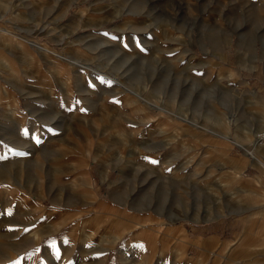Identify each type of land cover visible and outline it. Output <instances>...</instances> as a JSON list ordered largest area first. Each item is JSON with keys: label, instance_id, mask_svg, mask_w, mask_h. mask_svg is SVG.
<instances>
[{"label": "rangeland", "instance_id": "374dc122", "mask_svg": "<svg viewBox=\"0 0 264 264\" xmlns=\"http://www.w3.org/2000/svg\"><path fill=\"white\" fill-rule=\"evenodd\" d=\"M262 127L264 0H0V264H264Z\"/></svg>", "mask_w": 264, "mask_h": 264}, {"label": "crops", "instance_id": "0c3cea01", "mask_svg": "<svg viewBox=\"0 0 264 264\" xmlns=\"http://www.w3.org/2000/svg\"><path fill=\"white\" fill-rule=\"evenodd\" d=\"M250 146H251V148L249 149L250 154L246 153V155H248V157L252 159L253 163L248 162V159L244 158L241 162L239 161L236 164L235 170L230 172L227 179L219 180V181L222 182L224 186L228 188L234 187L238 182H242V183L246 182L248 185H250L253 188V191L255 192V194L251 197L252 201L257 205H261L264 207V177H263L264 166L262 165L261 162V157H264V146L261 147L254 146L253 141ZM248 165L257 167L260 173L256 174L255 176H248L247 178H244L242 172L245 166ZM235 175H236V180L234 178ZM52 224H54V222ZM57 228L58 227L54 225L52 229H57ZM183 238H185V240H189L188 235L186 234H183Z\"/></svg>", "mask_w": 264, "mask_h": 264}, {"label": "bare ground", "instance_id": "6f19581e", "mask_svg": "<svg viewBox=\"0 0 264 264\" xmlns=\"http://www.w3.org/2000/svg\"><path fill=\"white\" fill-rule=\"evenodd\" d=\"M246 140L248 142L251 140V134L250 133H248V135L246 136ZM253 142H254V146H257V147L264 146V141L257 142V140L253 138Z\"/></svg>", "mask_w": 264, "mask_h": 264}, {"label": "built area", "instance_id": "2783aa9c", "mask_svg": "<svg viewBox=\"0 0 264 264\" xmlns=\"http://www.w3.org/2000/svg\"><path fill=\"white\" fill-rule=\"evenodd\" d=\"M258 139H264V127H262L258 132L256 133Z\"/></svg>", "mask_w": 264, "mask_h": 264}]
</instances>
